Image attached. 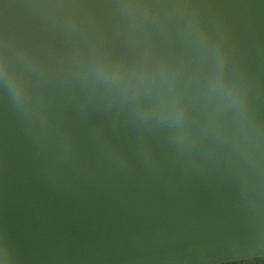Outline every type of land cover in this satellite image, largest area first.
<instances>
[{
  "label": "water",
  "instance_id": "water-1",
  "mask_svg": "<svg viewBox=\"0 0 264 264\" xmlns=\"http://www.w3.org/2000/svg\"><path fill=\"white\" fill-rule=\"evenodd\" d=\"M5 240L16 264L264 254V0H0V264Z\"/></svg>",
  "mask_w": 264,
  "mask_h": 264
},
{
  "label": "snow or ice",
  "instance_id": "snow-or-ice-1",
  "mask_svg": "<svg viewBox=\"0 0 264 264\" xmlns=\"http://www.w3.org/2000/svg\"><path fill=\"white\" fill-rule=\"evenodd\" d=\"M221 264H264V254H248L241 258L223 260Z\"/></svg>",
  "mask_w": 264,
  "mask_h": 264
},
{
  "label": "clouds",
  "instance_id": "clouds-1",
  "mask_svg": "<svg viewBox=\"0 0 264 264\" xmlns=\"http://www.w3.org/2000/svg\"><path fill=\"white\" fill-rule=\"evenodd\" d=\"M3 247H4V250H5V253H6V264L10 258V264H16V261L14 258H12V255H11V248H10V245L8 244V242L5 240L4 244H3Z\"/></svg>",
  "mask_w": 264,
  "mask_h": 264
}]
</instances>
